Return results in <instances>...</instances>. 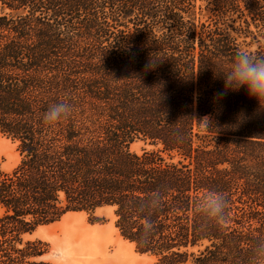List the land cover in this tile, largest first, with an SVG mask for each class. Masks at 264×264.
<instances>
[{
	"label": "trees",
	"instance_id": "16d2710c",
	"mask_svg": "<svg viewBox=\"0 0 264 264\" xmlns=\"http://www.w3.org/2000/svg\"><path fill=\"white\" fill-rule=\"evenodd\" d=\"M241 51L264 57V0H0V134L19 155L0 167V264H48L23 235L101 208L153 264H251L264 108L221 78Z\"/></svg>",
	"mask_w": 264,
	"mask_h": 264
},
{
	"label": "rangeland",
	"instance_id": "374dc122",
	"mask_svg": "<svg viewBox=\"0 0 264 264\" xmlns=\"http://www.w3.org/2000/svg\"><path fill=\"white\" fill-rule=\"evenodd\" d=\"M263 43V40H260ZM254 43L251 48L256 47ZM151 147L142 141L133 142L130 150L140 153ZM19 162L16 144L0 134V167L12 170ZM68 213L60 221L35 228L23 235L24 242H41L44 253L37 258L48 264H153L155 259L139 254L124 241L113 225L109 208H101L93 214Z\"/></svg>",
	"mask_w": 264,
	"mask_h": 264
},
{
	"label": "clouds",
	"instance_id": "9594fccd",
	"mask_svg": "<svg viewBox=\"0 0 264 264\" xmlns=\"http://www.w3.org/2000/svg\"><path fill=\"white\" fill-rule=\"evenodd\" d=\"M225 87L234 91L241 88L247 91L251 98H255L259 105L264 108V57L254 56L247 51L238 52L231 63L230 68L221 77ZM70 105L58 103L49 108L46 119L53 121L67 115ZM227 200L223 197L218 202L217 214L213 221H219L225 215ZM251 264H264V245H257L252 257Z\"/></svg>",
	"mask_w": 264,
	"mask_h": 264
}]
</instances>
